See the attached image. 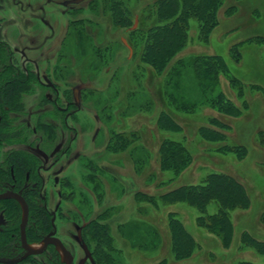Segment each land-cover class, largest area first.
I'll list each match as a JSON object with an SVG mask.
<instances>
[{"label":"rangeland","instance_id":"rangeland-1","mask_svg":"<svg viewBox=\"0 0 264 264\" xmlns=\"http://www.w3.org/2000/svg\"><path fill=\"white\" fill-rule=\"evenodd\" d=\"M154 1L85 0L65 16L60 15L59 8L47 7L45 18L55 29L53 41L61 39L62 45L68 46L69 50L73 48V51L75 40L82 47L81 50L78 47L76 53L80 52L77 60L82 66L78 76L84 82L79 83L75 76L65 79L70 86L68 91L74 86L82 98L78 120L84 129L79 144L71 152H78L81 157L99 152L101 158L108 159L113 166L112 175L106 176L108 181L99 177H93V180L99 183L100 198L97 196L96 210L107 211L106 222L114 243L120 249L117 257L121 264H156L161 259H166L167 264H239L240 261L264 264V253H257L240 240L241 233L245 231L251 237L264 241V224L259 218L264 210V0H225L217 14L218 25L207 42L199 40L197 22L191 18L188 44L179 54L185 57L219 54L224 58L228 75L220 76L213 93L221 90L241 109L239 117L217 115L207 106L199 107L194 113H182L165 102L162 77L155 75L139 59L141 32L129 34L136 16V28L146 29L150 24L149 20H144V15L151 10ZM232 3H236L235 9L229 14L226 9ZM31 6L29 11L37 14V4ZM13 7L17 9V6ZM35 23L43 29L38 20ZM83 28L96 32V39L93 41L86 34L88 31L80 33L83 38L75 39L77 30H85ZM121 37L132 47L133 54L129 60L126 58L129 57L128 50L120 42ZM247 39L250 40L248 44L240 48V59L233 61L229 54L230 45ZM95 42L105 44L100 46L99 53L95 51ZM44 66L47 67L48 63ZM65 66L67 69L62 74L71 77L68 63L65 62ZM231 77L237 81L230 80ZM108 84L109 88H106ZM179 85L186 100L191 102L203 98L189 67L180 77ZM108 97L112 100L108 114L114 110L108 125L110 133L121 132L130 140L127 148L122 146L116 152L104 149L105 128L93 120L96 113L106 114L102 106ZM33 105V100L28 102L30 108ZM162 109L170 111L181 125L180 131L158 129L156 118ZM217 116L228 125V130L224 131L226 143L245 147L247 153L241 159L233 153L216 152L214 144L220 143L207 142L199 136L197 129L208 125V117ZM98 126L101 128L100 136L91 143L89 138ZM165 138L181 141L193 157L191 165L170 182L167 181L169 172L160 173L158 169L157 149ZM210 172L233 176L244 185L249 196L250 203L246 208H235L229 213L233 233L228 248L222 247L216 236L196 225L195 219L200 212L195 207L184 202L166 204L161 201L154 206L134 197L136 191L159 195L181 184L201 183ZM80 181L79 177L78 183ZM217 209L218 203L210 201L204 214H212ZM170 211L176 213L196 242L193 254L186 260L175 261L170 252L167 227V213ZM118 226L122 227V232ZM75 253L80 258L79 250Z\"/></svg>","mask_w":264,"mask_h":264},{"label":"flooded vegetation","instance_id":"flooded-vegetation-1","mask_svg":"<svg viewBox=\"0 0 264 264\" xmlns=\"http://www.w3.org/2000/svg\"><path fill=\"white\" fill-rule=\"evenodd\" d=\"M83 1L0 0V194L10 196L0 198V264H95L99 230L109 226L107 211L96 210L99 183L88 177L93 174L95 179L107 180L112 164L99 152L90 157L71 152L84 129L78 120L82 98L76 87L68 91L65 79L75 76L79 83L84 82L78 76L82 66L77 60L80 52L76 53L82 47L76 40L74 51L63 46L61 39L54 42L55 29L45 18L48 6L59 8L60 15L65 16ZM33 3L37 4V14L29 11ZM83 29L77 30L75 39L83 38L80 33L86 31L93 41L96 39V32ZM123 39L126 41L121 37L120 42L129 55L130 45ZM102 44L95 42V51L99 53ZM132 54L131 47L126 58ZM65 62L71 77L62 74L67 69ZM31 100L34 105L30 108ZM111 102L106 98L102 106L106 114L93 117L105 128L103 145L109 152L112 133L108 125L114 110L108 114L107 109ZM100 131V126L95 128L91 143L99 138ZM79 177L82 181L78 183ZM15 196L24 201L26 218ZM100 244L105 253L106 246ZM78 250L80 258L75 253Z\"/></svg>","mask_w":264,"mask_h":264},{"label":"trees","instance_id":"trees-1","mask_svg":"<svg viewBox=\"0 0 264 264\" xmlns=\"http://www.w3.org/2000/svg\"><path fill=\"white\" fill-rule=\"evenodd\" d=\"M224 2L225 0H155L151 10L143 14L144 20H149L150 23L146 29L137 27L129 31L132 35H135L137 31L141 32L139 59L150 67L155 75L162 77V97L178 112L194 113L199 107L207 106L217 115L229 117L241 115V109L234 105L221 90L213 93L219 84L220 76L228 75L227 65L221 55L188 57L179 55L188 44L190 19L193 18L197 22L199 40L207 42L210 33L218 25L217 14ZM235 5L236 3H232L227 6L226 12L229 14L233 12ZM249 41L247 39L230 45L229 54L233 61L238 62L241 57V46L248 44ZM188 67L203 96L199 101L186 100L180 91L179 79ZM230 80L237 81L235 77H231ZM169 112L162 109L158 113L156 118L158 129L171 132L180 131L181 125ZM207 121L208 125H202L197 129L198 134L207 142L220 143L214 144L216 152L233 153L238 159L247 153L245 147L241 145L226 143L224 131L228 130V125L222 119L218 116L208 117ZM129 141L122 133H112L111 150H120L122 146L127 148ZM157 153L158 169L160 173L169 172L168 182L179 177L193 161L192 154L186 145L171 138H165L159 143ZM142 166L141 163L140 167ZM93 177L92 174V177L88 179L91 181ZM134 197L138 201H147L154 206H158V201H161L166 204L184 202L195 207L200 212L195 219L196 225L216 236L224 248H228L232 242L233 224L230 211L235 208H246L250 203L244 185L233 176L223 172H210L201 183L181 184L159 195L136 191ZM210 201L218 203V209L212 214H204ZM102 216L103 213H100L99 217ZM259 218L264 224V210ZM167 227L170 233V252L173 259L181 261L191 257L196 242L173 211L167 213ZM118 230L123 231L121 226H118ZM99 237V241L94 244L95 264H121L117 257L120 249L114 243V238L107 226L99 230ZM240 240L257 253H264V241L251 237L248 232L243 231ZM100 243L106 246L105 253H102ZM156 264H167V261L161 259ZM239 264L254 263L240 261Z\"/></svg>","mask_w":264,"mask_h":264},{"label":"water","instance_id":"water-1","mask_svg":"<svg viewBox=\"0 0 264 264\" xmlns=\"http://www.w3.org/2000/svg\"><path fill=\"white\" fill-rule=\"evenodd\" d=\"M81 0H73V2H75V3H78V2H80ZM136 25H137V17L135 18V20H134V23H133V25H132V27L130 28V29H135L136 28ZM123 42L126 44V41L123 39ZM128 46V45H127ZM128 48H129V55L131 54V47L130 46H128ZM7 197H10V196H8L7 194H0V198H7ZM16 197V199H18L21 203H22V205H23V211H24V218H26V214H27V207H26V205H25V203H24V201L20 198V197H18V196H15ZM25 221V220H24ZM23 225H24V222L22 223V237L24 238V234H23ZM35 251H37V250H29V252L30 253H34Z\"/></svg>","mask_w":264,"mask_h":264},{"label":"bare ground","instance_id":"bare-ground-1","mask_svg":"<svg viewBox=\"0 0 264 264\" xmlns=\"http://www.w3.org/2000/svg\"><path fill=\"white\" fill-rule=\"evenodd\" d=\"M141 160V159H140ZM136 162H138V161H136Z\"/></svg>","mask_w":264,"mask_h":264}]
</instances>
